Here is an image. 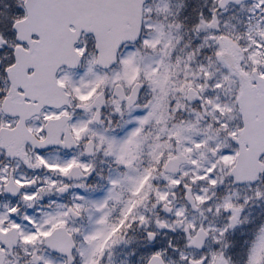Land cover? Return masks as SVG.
<instances>
[{
	"label": "snow or ice",
	"instance_id": "obj_1",
	"mask_svg": "<svg viewBox=\"0 0 264 264\" xmlns=\"http://www.w3.org/2000/svg\"><path fill=\"white\" fill-rule=\"evenodd\" d=\"M0 264H264V0H0Z\"/></svg>",
	"mask_w": 264,
	"mask_h": 264
},
{
	"label": "rangeland",
	"instance_id": "obj_2",
	"mask_svg": "<svg viewBox=\"0 0 264 264\" xmlns=\"http://www.w3.org/2000/svg\"><path fill=\"white\" fill-rule=\"evenodd\" d=\"M209 5L211 4V0H208Z\"/></svg>",
	"mask_w": 264,
	"mask_h": 264
}]
</instances>
